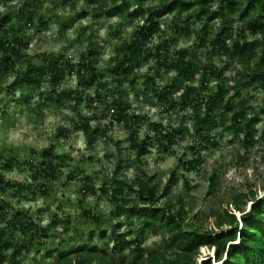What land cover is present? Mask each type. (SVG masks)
<instances>
[{"label": "trees", "instance_id": "obj_1", "mask_svg": "<svg viewBox=\"0 0 264 264\" xmlns=\"http://www.w3.org/2000/svg\"><path fill=\"white\" fill-rule=\"evenodd\" d=\"M51 1L58 3L61 0ZM66 1L62 0L63 4ZM19 4L16 11L10 9L0 14V85L4 77H12L7 91L22 88L21 98L25 107H30L33 96L38 99L35 104L38 110L60 108L68 103L75 112L69 119L71 129L85 136L89 148H93L94 142L105 136L115 124L123 125L127 130L129 148L140 163L151 149L166 151L177 139L185 136L183 125L164 127L151 122L145 115L135 113L120 89L124 82L130 88L136 87L135 70L151 62L157 68L174 74L172 81L163 87H158L150 75L145 76L153 85L158 103L167 104L168 97L177 90L176 83L183 80L185 87L169 108L180 112L191 110L192 115L188 119L192 121L194 130L205 131L197 146L187 149L191 151L190 158L179 159L185 172H196L202 163L201 153L218 146L212 132L219 127L232 139L242 136L245 148L255 144L257 129L254 126L259 119L264 122V0H86L88 9L82 11L83 15L94 21L116 18L133 26L128 39L123 40L119 35L120 40L112 46L113 57L103 71L97 68L100 47L90 37L87 49L79 52L76 62L66 57L65 52H43L30 57L26 31L45 32L55 18L49 13H39L40 0H24ZM166 19L170 20L168 33L161 29ZM216 21L219 22L218 28L215 27ZM234 21L238 22L236 30L231 24ZM56 22L62 31L68 26L65 21ZM114 29L112 24L109 25L110 32ZM82 30L85 32L84 28ZM163 34L170 38L166 39ZM191 37L194 38L193 47L172 50L177 42H190ZM155 39H159L156 45ZM199 48L207 51L205 55L208 58L216 53L234 60L240 64V71L233 77L221 76L218 65L202 62L197 57ZM67 77L74 78V87H60ZM209 79H212L215 89L211 92L208 91ZM106 80H111L113 89L105 93ZM231 81L234 82L233 87L228 85ZM89 88L94 90L88 92ZM145 88L149 92V86ZM248 89L260 95V107L245 108L242 92ZM11 96L13 98V92ZM107 98L111 99L110 102ZM19 99H15L16 102ZM97 99L108 103L100 113L94 105ZM0 103L4 105L5 102ZM83 103H87L84 114L80 113ZM98 117H102L105 124L92 125ZM141 125H146L147 129L144 137L139 139ZM69 132L70 128L58 129V134L64 137ZM261 138L264 140V130ZM32 155L39 156V160L35 162L31 158L20 164L30 172L29 181L18 183H12L3 175L12 170L11 165H18V161L0 155V264H21L23 255L24 260L31 251L38 253L43 249L46 259L55 260L56 264H264V196L257 199L255 191L236 193L224 209L205 216V219L213 218L215 229L189 228L185 225L187 213L182 207V198L178 197L176 201L177 210H174L175 203L169 200L159 204L163 196L158 194L153 178L142 172L141 178L128 181L122 177L125 168L122 160L118 161L109 178L103 177L99 191H96L92 178L82 181L84 185L80 191L84 196L99 192V196L107 199L108 215L102 217L91 210H84L81 217L93 226L87 234V241L74 250L61 248L51 251L44 240L57 225V216H52L47 228L35 223L29 211L8 208L6 200L1 198L3 193L13 188L20 195H44L47 184L60 178L61 167L68 166L66 164L70 160L69 155L56 154L54 147L36 153L32 151ZM77 172L75 167L65 176L66 179L73 180ZM217 179L216 174L209 177L208 196L215 194ZM183 181L186 188L187 181L185 178ZM177 182L178 177L173 171L163 191L167 193ZM34 186L37 187L36 192L33 191ZM125 191L127 195L134 192L136 200H128ZM262 191L264 194V182ZM247 203L250 204L248 212L245 210ZM121 216L135 217L140 233L134 235L133 230H128L121 234L123 223L112 224V219ZM145 230L153 236L165 235V252L171 248L174 251L165 255L157 250L144 249ZM95 234L99 239H114L110 255L92 243L91 238ZM202 248L212 249V259L207 256L197 262ZM123 249L129 251L130 263L121 253Z\"/></svg>", "mask_w": 264, "mask_h": 264}, {"label": "rangeland", "instance_id": "obj_2", "mask_svg": "<svg viewBox=\"0 0 264 264\" xmlns=\"http://www.w3.org/2000/svg\"><path fill=\"white\" fill-rule=\"evenodd\" d=\"M40 1L39 13H49L54 16L55 20L51 22L45 32L40 34H36L34 30L26 31L25 37L30 41V48L27 51L30 57L43 52L48 54L65 52L66 57H70L76 62L79 60V52L87 49L86 43L88 37H90L92 42L100 47L97 68L103 71L113 57L112 46L120 40L119 35L123 40L128 39L133 31L132 25L120 22L116 18L94 21L90 16L83 15L82 11L88 9L86 0H67L64 4L62 0L58 3H53L51 0ZM19 2H24V0H0V14L10 9L16 11L15 9L20 5ZM79 15L82 16L79 18ZM169 19L171 20L170 17ZM170 20H164L165 23L162 24L161 28L163 32L168 33L167 27ZM56 21H65L68 25L67 28L64 31L60 30V25ZM214 23L215 27L218 28L219 22ZM111 24L115 28L112 32L108 30ZM231 24L236 30L238 22L234 21ZM83 28L85 32H83ZM162 36L166 39L170 38L169 35L163 34ZM158 40L155 39V45ZM189 41L184 42L181 40L177 42L172 46V50L193 47L194 38L191 37ZM196 51L197 57L202 62H211L218 65L220 74L223 77H233L237 71H240V64L232 59L222 58L216 53L208 58L205 55L207 51L203 48ZM147 74L154 78V83L158 87L165 86L174 78L173 72L167 73L162 68H157L153 62L140 66L135 70L136 87L130 88L129 84L124 82L120 88L125 99L132 105L135 113L145 115L153 123L172 128L183 125L185 136L183 135L182 139H177L175 144L167 148L166 151L151 149L147 156L140 159V163L135 160V156L129 148L127 130L123 125L115 124L105 136L99 137L94 142L93 148H89L85 136L80 131L71 129L69 119L75 115V112L71 110L68 103L63 104L60 108L38 110L35 107L38 99L33 96L30 107H25L21 98L22 88H11L10 91H7V87L12 82V77H4L3 83L0 85V101L5 102L4 105L0 103V155L18 161V165H11L12 170L3 174L5 179L12 183L29 181L30 172L20 164L31 158L35 162L39 160V156L32 155V151L36 153L54 147L56 154L69 155L70 157L66 164L68 166H62L60 169V178L47 184L44 195L38 194L35 196L30 193L20 195V192H17L15 188L7 190L1 195V198L6 200L8 208L14 209V211H29L28 213L32 215L35 223L44 227L49 228L52 216H57V225L50 230L44 240L51 251L61 248L74 250L87 241V234L93 230V226L88 220L81 217L84 210H91L92 213H98L102 217L108 215L110 208L107 199L99 196V192L84 196L80 189L84 185L82 182L84 178H92L96 191H99L103 177L109 178L111 176L119 160H122V165L125 167L122 171V177H125L128 181L136 177L141 178L140 174L142 172L153 178V183L159 189L158 194L163 196L159 204L164 200H169L175 203L176 208L174 210H177L176 201L178 197H181L182 207L187 213L185 225L189 228L215 229L213 218L205 219V216L224 209L225 204L236 193L255 191L257 199L264 196L262 191L264 182V140L261 138L264 122L262 119H259L254 126L257 129V134L254 135L255 144L252 147L245 148L242 143V136L232 139L224 133L222 127L214 130L212 135L218 146L210 147V149L202 152V163L198 170L187 173L182 168L179 159L188 160L190 158L191 151L187 149L194 145L197 146L196 143L205 136V131L197 132L194 130L192 121L188 119L192 115L191 110L180 112L169 108L172 102L178 100L186 83L183 80L178 81L176 83L177 90L175 89L168 97V103L161 105L158 103L159 99L156 94L154 95L153 85L145 79ZM110 81H105L106 84L103 89L105 93L107 90L113 89V84ZM212 84V79H209V92L215 90ZM74 85V78L67 77L60 87L67 89L74 87ZM228 85L233 87L234 82L231 81ZM145 86H149V92L146 91ZM93 90V88H89L88 92ZM12 92L14 93L13 98L11 96ZM242 96L245 108H258L261 106L260 95L251 89L244 90ZM165 97L167 98V96ZM15 99H19L18 102ZM110 100L108 99V102ZM107 104V100L97 99L94 105L100 113ZM86 111L87 103H83L80 106V113L84 114ZM97 124L103 125L105 120L98 117L92 125ZM59 128H70V132L64 137L58 134ZM146 129V125L140 126L138 130L139 139L144 137ZM75 167L78 171L75 178L73 180L66 179L65 176L69 175V172ZM173 171L178 177V182L165 193L163 188ZM212 174H216L218 179L214 184L215 194L208 196L206 194L208 179ZM182 176L187 181L186 188L183 187L184 178ZM33 191H37L36 186H34ZM124 194L127 195L126 191ZM127 196L128 200L131 201L137 198L134 192ZM249 209L250 204L247 203L245 210L248 212ZM239 216L237 214V217ZM119 221L123 223L120 229L121 234H126L128 230H133L134 235L140 233V228L137 226L138 221L135 217L126 218L121 216L114 218L112 224H117ZM108 233L109 229H107L106 234L108 235ZM145 233L147 237L142 245L144 249L157 250L165 255L174 251V248H171L165 252V235L153 236L149 234L148 230H145ZM91 239L98 250L105 249L108 254L114 244V239L108 237L99 239L97 234L92 236ZM45 252L44 249L38 253L31 251L25 256L24 260V255L21 257V264H56L55 260L46 259ZM121 253L127 256L126 262L130 263L129 251L123 249ZM211 254L212 249L202 248L199 255H197V262L207 256L212 259Z\"/></svg>", "mask_w": 264, "mask_h": 264}, {"label": "clouds", "instance_id": "obj_3", "mask_svg": "<svg viewBox=\"0 0 264 264\" xmlns=\"http://www.w3.org/2000/svg\"><path fill=\"white\" fill-rule=\"evenodd\" d=\"M239 215V214H238ZM238 219V221H239V218H237Z\"/></svg>", "mask_w": 264, "mask_h": 264}]
</instances>
